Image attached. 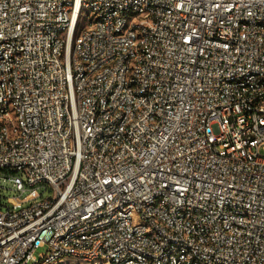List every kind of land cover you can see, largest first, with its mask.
I'll return each mask as SVG.
<instances>
[{
	"label": "built area",
	"instance_id": "2783aa9c",
	"mask_svg": "<svg viewBox=\"0 0 264 264\" xmlns=\"http://www.w3.org/2000/svg\"><path fill=\"white\" fill-rule=\"evenodd\" d=\"M1 179L0 264H264V0H0Z\"/></svg>",
	"mask_w": 264,
	"mask_h": 264
},
{
	"label": "rangeland",
	"instance_id": "374dc122",
	"mask_svg": "<svg viewBox=\"0 0 264 264\" xmlns=\"http://www.w3.org/2000/svg\"><path fill=\"white\" fill-rule=\"evenodd\" d=\"M4 178V177H3ZM19 196L18 194L14 193L13 191H11V188L8 184L4 183L3 180H0V205L2 206H6V205H11L10 204V199ZM29 204H25V205H21L20 207H18L17 209H15L16 211L21 210L23 208L28 207ZM13 208V206H12ZM68 263L71 262V259L67 260Z\"/></svg>",
	"mask_w": 264,
	"mask_h": 264
}]
</instances>
